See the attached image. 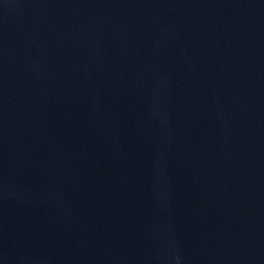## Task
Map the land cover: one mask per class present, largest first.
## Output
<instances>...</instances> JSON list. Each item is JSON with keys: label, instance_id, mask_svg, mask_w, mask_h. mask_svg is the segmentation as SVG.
I'll use <instances>...</instances> for the list:
<instances>
[{"label": "water", "instance_id": "water-1", "mask_svg": "<svg viewBox=\"0 0 264 264\" xmlns=\"http://www.w3.org/2000/svg\"><path fill=\"white\" fill-rule=\"evenodd\" d=\"M0 264H264V0H0Z\"/></svg>", "mask_w": 264, "mask_h": 264}]
</instances>
